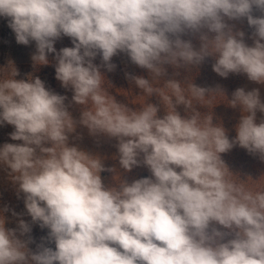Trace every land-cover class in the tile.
Masks as SVG:
<instances>
[{"label": "clouds", "instance_id": "clouds-1", "mask_svg": "<svg viewBox=\"0 0 264 264\" xmlns=\"http://www.w3.org/2000/svg\"><path fill=\"white\" fill-rule=\"evenodd\" d=\"M254 9L261 15L254 16ZM0 17L18 44L35 42L36 64L55 55V78L71 88L74 103L86 106L79 123L92 135L117 140L121 167L146 166L151 173L105 187L100 173L112 169L68 146L75 121L67 97L39 77L15 79L14 69L11 78L0 80V125H12L10 139L22 143L0 147V164L23 193L31 223L48 229L55 248L42 242L31 251V237L20 238L31 232L29 222L19 218L17 228L8 229L0 215V264H264V190L234 182L221 159L236 146L264 159V120L256 122L257 111L264 113L259 90L233 92L228 103L244 114L229 139L210 113L183 118L175 111L173 97L192 106L180 82L165 83L172 95L162 97L167 114L158 118L152 104L133 111L117 103L100 71H114L113 57L123 53L155 79L166 64L198 65L217 55L212 70L222 78L246 74L264 83V0H0ZM225 18H246L253 45L242 31L234 34ZM203 29L215 36L202 34L199 50L182 39ZM62 37L72 46L57 51ZM97 56L101 65L94 63ZM131 79L147 95L157 92L148 79ZM189 89L196 100L223 94L194 84ZM212 222L232 238L225 240L219 229L210 232Z\"/></svg>", "mask_w": 264, "mask_h": 264}, {"label": "rangeland", "instance_id": "rangeland-1", "mask_svg": "<svg viewBox=\"0 0 264 264\" xmlns=\"http://www.w3.org/2000/svg\"><path fill=\"white\" fill-rule=\"evenodd\" d=\"M7 61L9 66L6 69L7 72L5 79L11 78L14 69L18 72L16 65L12 62L10 57ZM164 68L166 69L165 74L154 79L153 74L149 72V70L140 68L139 66L132 64L129 60L124 59L121 61L120 65H116L114 71L102 73L105 79L103 87L117 103L123 104L133 111L141 110L144 104L157 106L159 109L157 116L158 118H163L167 114V106L165 105L167 104V101L163 100L162 97L172 95L171 90L164 87V85L168 80H176L181 83L184 95L188 99H191L192 106L189 108L184 104H176L175 98L173 97L172 100L175 111L183 118H190L194 112H199L201 116L207 115V109L213 108L211 105L212 102L208 101L204 103V99L196 100L191 97L189 89L191 83L188 81L185 83L186 77L188 78V76H186L187 73H184L183 71L181 73L180 70L170 69L166 65H164ZM126 74H130V76L126 78ZM131 76H141L148 79L157 89V92L147 95L142 89L136 86L135 82L131 79ZM14 78L19 80L18 75ZM242 88L246 91L258 89L260 99L264 102V83L250 81L246 76ZM72 96L73 92H71L65 100V105L67 106L72 119L75 121V131L68 134V146H76L79 150L89 155L99 157L106 169H112L111 171L105 170L100 173L105 187L118 188L121 181L131 183L140 178L151 177V173L146 166L134 167L131 171H126L121 167L119 164V153L116 147L117 140L105 134H90L88 128L79 123L81 114L86 106L74 103L72 101ZM214 107L216 108L212 110L211 113L212 122H215L213 124L219 125V122L226 124L228 129L231 128V133L228 137L233 139L236 136V126L244 113H242L239 106H237V110H234L230 116L226 115L225 108L219 106L218 102L217 106L214 105ZM227 116L230 117L231 121H228L227 118H225ZM262 120H264V113L257 111L256 122L260 123ZM13 131L14 127L12 125H0V147L5 143H22V141H13L10 139V133ZM45 146L50 147L51 144H46ZM177 171H179V169H177ZM9 207L20 210L19 214L21 215L19 218L30 217L27 215L24 205V195L18 190V184L13 181L10 170L5 165L0 164V215L3 216L5 221L9 217H17L14 216L15 214H4V210H7Z\"/></svg>", "mask_w": 264, "mask_h": 264}, {"label": "trees", "instance_id": "trees-1", "mask_svg": "<svg viewBox=\"0 0 264 264\" xmlns=\"http://www.w3.org/2000/svg\"><path fill=\"white\" fill-rule=\"evenodd\" d=\"M254 16H260L261 13L254 9ZM225 22L232 29L233 33L243 32L245 43L249 46L253 45V33L254 29L248 25L246 18H241L238 20H229L225 18ZM207 34L209 39L214 38L215 33L207 32V29H203L199 33L187 32L182 36L184 40H191L194 48L199 50L202 44L201 35ZM71 40L68 37H62L60 40L56 41L55 47L57 51L63 47H71ZM36 52L35 42H30L29 45L25 46L18 44L16 42L15 33L8 26V20L4 17H0V80L5 79L6 69L9 66L7 59L10 57L12 62L16 65L18 69V78L27 80L29 78L39 77L45 82L47 89L64 96H68L71 92V88H64L61 86V82L55 78V66L56 59L54 54H49L47 59V64H36L32 57ZM127 59L130 61L126 54H118L113 57V63L115 65H120L121 61ZM217 55L208 56L205 58L204 62L198 65L183 64L180 62V66H174L171 64H166L170 69L180 70L187 73L185 83L190 82L199 87L209 89L211 91L220 90L223 94L212 93L208 97L204 98V103L212 102V109H207V115L212 113L217 106L225 108L226 115L233 113L236 108L230 106L228 101L232 99V94L237 88H242L244 81L246 80V74H229L227 78H222L212 70V65L215 63ZM131 62V61H130ZM95 64L101 65V59L99 56L94 61ZM133 64V63H132ZM101 74L108 72L106 68L101 66ZM184 76V75H183ZM207 95V94H206ZM215 102V103H214ZM223 115V114H222ZM221 115V116H222ZM228 121L230 117H225ZM213 121V120H212ZM215 123V122H213ZM219 125L226 130V134L229 135L231 128L228 129L226 124L219 122ZM230 127V126H229ZM230 139V137H229ZM221 159L227 167L228 171L233 175L230 177L236 183H244V186L252 191L264 190V159H261L258 155H251L245 149L236 146L231 151L221 154ZM5 215H12L19 213L20 210L13 209L12 207L4 210ZM16 217V215H14ZM18 219L9 217L5 221V227L8 229H15L18 225ZM25 221L29 222L31 225V232L28 235L21 236L23 240H28L31 237V242L28 244V248L31 251L37 250V245L46 243L47 246L55 248L54 242L47 241L48 229H42L38 224L31 223V217L23 218ZM212 229H219L221 232L227 235L224 239H231L232 235L230 230L223 228L217 222H212L209 231ZM19 236V232H17ZM42 238H45L42 241ZM219 242V238L218 241Z\"/></svg>", "mask_w": 264, "mask_h": 264}]
</instances>
